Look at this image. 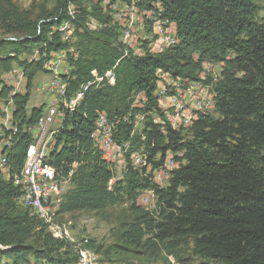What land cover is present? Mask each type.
Listing matches in <instances>:
<instances>
[{
  "label": "trees",
  "instance_id": "obj_1",
  "mask_svg": "<svg viewBox=\"0 0 264 264\" xmlns=\"http://www.w3.org/2000/svg\"><path fill=\"white\" fill-rule=\"evenodd\" d=\"M258 1L140 0L138 8L156 12L164 24H175L177 41L162 52L145 49L137 54L122 42L125 26L113 20L100 0H56L37 19L13 9L10 30L24 34L0 38V63L37 47L39 59L27 61L24 68H40L52 53L65 50L72 70L64 81V98L82 92L75 109H64L56 150L46 161L56 179L63 176L72 184L59 213L100 212L126 204L133 219L119 234V250L126 245L155 251L160 243L180 264H190L179 253L183 248L208 263L264 264V16ZM65 20L75 28L69 40L59 30ZM206 63L222 65L216 78L203 75ZM111 70L114 85L106 77ZM161 71L206 83L214 93L217 115L201 111L192 125L175 129L166 123L163 129L154 121L164 116L158 106ZM103 75L102 82L94 83ZM139 94L144 97L140 107L135 105ZM13 99L11 119L18 132L3 152L18 172L32 142L30 129L43 108L28 111L29 90ZM101 112L115 122L113 141L126 153L118 180L115 164L105 160L93 141ZM137 114L144 116L141 131L135 129ZM142 146L141 163L135 165L132 155ZM168 151L181 155L161 186L154 171L164 166ZM147 190L156 198L153 211L138 203ZM21 196V189L0 172V255L11 259L10 264H29L31 259L37 264H76L74 248L23 208ZM90 246L96 247L94 242Z\"/></svg>",
  "mask_w": 264,
  "mask_h": 264
},
{
  "label": "rangeland",
  "instance_id": "obj_2",
  "mask_svg": "<svg viewBox=\"0 0 264 264\" xmlns=\"http://www.w3.org/2000/svg\"><path fill=\"white\" fill-rule=\"evenodd\" d=\"M100 1L104 6L109 7V10L111 11L110 15L114 18L113 20L117 21V23L120 22L121 24L129 25L130 18L127 14L132 8V0H130V5H124L128 2V0H117L116 2H113L112 0ZM258 3L260 5V15L264 16V0H259ZM55 5L56 0H0V38H14L24 34L21 32L10 30L14 26V22L12 20L13 9L17 10V12L23 16L25 15L31 19H37L41 14L43 8L52 9ZM155 5V7H159V4ZM123 8L124 15L122 18V14L118 13H120ZM139 11V18H137V20H135L132 24V27H137V30L134 31L133 38L135 44L134 49L137 53H142L145 49H151L154 51L155 43L151 42L156 41L157 43L158 41V37L160 34L159 29L157 28L158 25H160L161 28H164V30L166 29L167 31H169L171 23H162L161 18L158 17L156 12L154 13L152 10H146L141 5H139ZM8 13L11 14V16H7ZM94 25L98 26L97 23H95ZM118 25L121 29L120 24ZM60 27L59 30L61 29ZM71 28L72 27H70V29ZM61 32L65 34L67 33V30ZM170 33H173V31L171 30ZM63 36L65 39V35ZM156 49H158V45H156ZM38 50L39 48L36 47L34 51H30L21 55L18 54L17 57H15V59L13 60H3L2 63H0V106H12V103L13 106H15L13 99L14 95L17 93H25L27 90H29L30 99L27 107L28 111H30L34 107H42L43 111H45L50 104L52 95H54L53 92L49 91V86H51V83L53 81L58 82L60 80L61 72L64 73V77L70 76L72 66L69 63L68 54L65 50L55 54L52 53L50 61L40 68H24V63H26L27 61L39 59ZM69 51H73V49H70ZM54 64L56 65L53 66ZM221 67L222 65L220 63H206L204 65L203 75L205 74V77L210 75L216 78L222 69ZM14 68H21V72L23 74V78L19 84V88L14 87V81L9 77L10 71H14ZM29 75H32L33 77L31 83L29 82ZM65 81L67 82V80ZM168 91L170 92V90ZM64 93L65 90L61 91L60 93L59 109L62 112L65 108L71 107L70 100L64 98ZM143 99V95L139 94V96H137L136 98L135 105L140 107L143 103ZM206 108V112L217 115L214 110V101L213 103H210ZM3 115L4 114L0 108V116ZM11 121L15 127H18L14 122V119H12ZM16 121L19 122L17 118ZM154 121L156 123H162V120L158 119L157 116L154 117ZM61 125L62 119L58 118L50 126L51 130L49 131V133L55 132L54 138L56 137L57 129ZM143 125L144 116L142 114H137L135 129L137 131H141ZM24 126L25 125H23V127ZM101 132L102 136H104L103 130ZM3 143L4 141L0 140V150L1 147L3 148ZM48 151L51 153L50 150ZM139 154L140 153H137V155H132L131 161L133 163H141V157ZM135 155L136 158H134ZM169 155L177 162L176 156H180L181 154L169 153ZM118 161L121 162L115 163L117 180L121 179L123 176L124 169L127 164L126 153H119ZM175 161H168L167 167L163 169L160 168L154 171L155 179L161 186H165L167 184L170 170L179 165V163L177 164ZM114 182L115 180L111 181L110 185L112 186ZM60 183L61 196H58L56 199V204L59 205V208L60 204L62 203V197L64 193L69 191L72 185L69 180H65L64 182ZM138 203L145 210L149 211H153L157 207L155 195L152 191L149 190L143 192L138 200ZM59 208L53 217L54 224H52L48 219H41L38 217L39 220L46 225L48 232L53 231L56 236L66 240L74 248L78 256L80 255V251H83L92 261V264H180L175 256L170 255L165 250H162L163 245L160 243H158L159 250L155 251L151 249L145 252L143 249L126 245H123L122 250L117 249L118 245H122V243L118 240L119 234L123 230H125L127 225L133 219V214L129 211L126 204L108 207L100 212L77 211L68 214L59 213ZM68 228H71V230H69ZM90 242H94L96 247L102 246V250L97 252L96 247L94 248L90 246ZM1 245L2 244H0V247H2ZM110 247H114L116 251L112 249V253L106 254V250ZM179 253L182 257L188 258L190 264H218L214 262L208 263L206 260H202L201 258L193 255L189 250H186L185 248L180 250ZM28 262L37 264V261H34V259H31ZM6 263L10 264L12 263V260L0 255V264Z\"/></svg>",
  "mask_w": 264,
  "mask_h": 264
},
{
  "label": "bare ground",
  "instance_id": "obj_3",
  "mask_svg": "<svg viewBox=\"0 0 264 264\" xmlns=\"http://www.w3.org/2000/svg\"><path fill=\"white\" fill-rule=\"evenodd\" d=\"M140 0H132V10H139L138 8V2ZM139 12H132V18H131V10L128 12L129 19V25L122 24L125 26L124 33L122 35V42L127 45L128 47H132V45H129V40L127 34L128 29L132 27V24L137 18H139ZM71 25L69 22H66V26L61 27V31L67 30V33L65 34H73V29L71 28ZM158 29L161 28L160 25L157 27ZM70 37H67V40H69ZM177 41V39H176ZM157 43H163V34H159ZM167 48H163V45H158V49H156L157 52H162ZM162 72V71H161ZM160 73V72H159ZM159 76V74H157ZM168 76H172L171 74L167 73ZM23 76V74H22ZM106 77L108 78L109 84L114 85L115 84V74L114 71L111 70L106 74ZM23 78V77H22ZM191 82L188 79H183V82L181 84V92H183V95H190V89L192 97H200L201 92H204V95L206 97H203L202 100H200V103L197 105L196 108L193 107V99L190 97H183V100L181 103H177L176 106V114H172V120H165V124L169 123L173 128L176 129L175 126H182L184 124V127L189 126L194 119L197 118L198 112L207 110L206 107L210 103H213L214 99V93L210 91V89L203 85V83H194L191 87ZM200 82V81H195ZM58 82L53 81L51 83V86L56 85ZM90 86L87 85L84 87V91L88 89ZM67 83L63 82V88L66 89ZM158 94H159V101L163 99V91L161 87H158ZM170 90V92L168 91ZM180 96V89L179 84H171V87L165 90V97H171V98H179ZM82 98V92L79 93L77 96H75V106L78 104V102ZM70 108H73V101H70ZM213 108V107H212ZM60 112H58V117L54 119H63L64 117V111L62 112L59 109ZM12 115H10L9 118V137L7 139H1V141H4L3 143V149H9L12 146V140L17 135L18 127H15L12 123L11 119ZM162 123H159L163 125V119ZM192 125V124H191ZM178 129V128H177ZM104 133V136H102V131ZM97 130L94 134L95 137H110V129H102ZM55 132H50L48 135H45L44 137L39 138L37 142V150H40L39 155H31L30 157H27V166H28V173H36L37 164L40 162L43 163V170L45 175L48 177L55 178L49 164L46 162L49 158L50 152L48 151L55 145V138H54ZM98 146L103 154V157L106 159L107 156L110 155V148L106 146V139L105 138H97ZM113 148L116 149V151L121 150L113 141ZM135 163V162H134ZM135 165H139V163H135ZM3 168V160H0V172ZM4 178L8 181H11L15 187H18L21 189L22 196L20 197V204L23 206V208L30 211L31 214L41 218V219H48L51 221L52 224H54V214L59 208V205L56 204V199L61 193V183L58 188V195H57V185L56 184H48V197L47 202L45 206L41 204V196L40 193H37V185L34 183V180L30 177H23L22 169L18 172L13 171L10 168L9 162H8V156L6 154V161H5V171H4ZM56 179V178H55ZM16 180H22V184H17ZM86 261L92 264V261L87 257V255L80 251V255L78 256V261L76 264H86ZM29 264H35V263H29Z\"/></svg>",
  "mask_w": 264,
  "mask_h": 264
},
{
  "label": "built area",
  "instance_id": "obj_4",
  "mask_svg": "<svg viewBox=\"0 0 264 264\" xmlns=\"http://www.w3.org/2000/svg\"><path fill=\"white\" fill-rule=\"evenodd\" d=\"M124 5H130V0H128V2L125 3ZM132 12H140V11L131 9V18H132ZM118 14H122V18H123L124 8ZM69 15L73 19V7L69 9ZM60 26H66V20ZM135 30H137V27L129 28L128 34L126 37H128L129 45L133 46L134 54H137L134 49L135 44L133 40ZM171 30L173 31V33H170ZM74 31H75V28H74ZM159 33H163V43H156V41L155 42L152 41L151 43H155V50L150 51L152 53H156V45H163V48H168L171 45L176 43L177 36H176V28H175L174 23L170 24L169 31H167L166 29L164 30V28H159ZM63 35H65V40H67V37H74V34H63ZM55 65L56 64H54L53 66ZM63 74L64 73L61 72V78L56 85L49 86V91L53 92L54 95H52V99L47 109L42 112V115L40 116V119L38 120L37 124L31 127L30 129V132L32 134V142L29 144V150L26 152L24 165L21 167L22 172H23V177L32 178V180H34V183L37 185V193H40L41 204H43V206H45L47 202L48 184L57 185V195H58V188H59L60 182H64V179H68V178H64L63 176H62V179H55L52 177H48L47 175H45L44 170H43V163L40 161L37 164L36 173H28L27 157H30L31 155H39L40 150H37V142L39 138L44 137L45 135L49 133V131L51 130L50 126L53 124L54 119L58 117V112H60L59 111L60 93L61 91L66 90V89H63V82L67 80V77L65 78ZM104 76L105 75L100 76L97 79V81H95L94 83L102 82V78ZM9 77L12 78V80L14 81V87L19 88V84L22 80L21 68H14V71H10ZM182 82H183V78L175 77V76H168L166 71H162L159 73L157 87L162 88L163 99L161 101H158V106L162 110L164 116L163 117L158 116V119H163V126H162L163 129L165 128V120H172V114H176L177 103H181V101L183 100V97H190L193 99L192 108H196L197 105L200 103V100H202L203 97H206L203 91L201 92L200 97H192L191 89H190V95H183V92H181ZM194 83H204V82L203 81L195 82L194 80L191 82V87ZM171 84H179V89H180L179 98L165 97V90L171 87ZM89 87H92V83H91V86ZM55 94L58 96H56ZM75 96L76 94L73 95L70 100V101H73L74 109H75ZM0 108L4 114L3 116H0V140H1V139H7L9 137V118H10V115H14V106H4V107L0 106ZM174 127L180 129L184 127V124L182 126L174 125ZM102 129H110V137H93L95 146L97 145V138H105L106 146L110 148V155L107 156L105 160L113 164H115L116 162H121V161H118V154L124 151H116V149L113 148V140H116L115 138L116 125H115V122L108 121V116L106 115L105 112H101L99 114L98 119H97V125L95 127V130H102ZM56 146H57V143H55V145H53V147L49 149L51 151V154L53 151L56 150ZM138 152H145L144 147L142 146L140 150H136V155ZM136 155L134 158H136ZM0 160H3V168L1 170V174L4 175L6 153L4 152L0 153ZM168 161H175V159L171 158V156L169 155V151L165 157L164 166H162L161 169L168 166ZM176 163L178 164L179 162L177 161ZM150 167H151V164L149 163V159H148V166L146 168L149 169ZM55 169L57 168L55 167ZM16 183L22 184V180H16ZM60 196L61 195H59V197ZM68 229L71 230V228H68ZM87 263L89 262L86 261V264Z\"/></svg>",
  "mask_w": 264,
  "mask_h": 264
},
{
  "label": "crops",
  "instance_id": "obj_5",
  "mask_svg": "<svg viewBox=\"0 0 264 264\" xmlns=\"http://www.w3.org/2000/svg\"><path fill=\"white\" fill-rule=\"evenodd\" d=\"M3 150H4V149L1 147V150H0V151L3 152ZM1 152H0V153H1Z\"/></svg>",
  "mask_w": 264,
  "mask_h": 264
}]
</instances>
